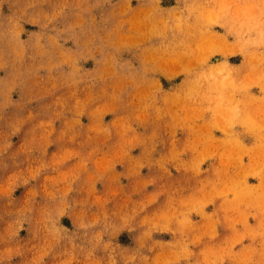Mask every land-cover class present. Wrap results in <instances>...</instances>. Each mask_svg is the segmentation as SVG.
Listing matches in <instances>:
<instances>
[{
    "label": "rangeland",
    "instance_id": "rangeland-1",
    "mask_svg": "<svg viewBox=\"0 0 264 264\" xmlns=\"http://www.w3.org/2000/svg\"><path fill=\"white\" fill-rule=\"evenodd\" d=\"M258 100L264 0H0V264H264L191 219L264 209Z\"/></svg>",
    "mask_w": 264,
    "mask_h": 264
},
{
    "label": "crops",
    "instance_id": "crops-1",
    "mask_svg": "<svg viewBox=\"0 0 264 264\" xmlns=\"http://www.w3.org/2000/svg\"><path fill=\"white\" fill-rule=\"evenodd\" d=\"M258 95V90H256ZM259 101V102H258ZM255 104L257 108L252 109V116L257 122L264 123V100H258ZM248 144L251 151L262 154L258 148L264 142V129H253ZM258 179L252 182L257 184ZM251 183V182H250ZM214 207H206L199 215H193V228L195 232L201 233L202 242L200 246H263L264 236H260L256 242H252L251 230H258L264 234V209L256 210V207H247L244 203L236 205L233 196L228 195L227 199L215 200ZM216 230H215V229ZM216 232V239L211 238V232ZM252 242V243H251Z\"/></svg>",
    "mask_w": 264,
    "mask_h": 264
},
{
    "label": "bare ground",
    "instance_id": "bare-ground-1",
    "mask_svg": "<svg viewBox=\"0 0 264 264\" xmlns=\"http://www.w3.org/2000/svg\"><path fill=\"white\" fill-rule=\"evenodd\" d=\"M169 66H170V65H169ZM164 70H165V73H167V74H171V73H170V68H169V67L164 68Z\"/></svg>",
    "mask_w": 264,
    "mask_h": 264
}]
</instances>
